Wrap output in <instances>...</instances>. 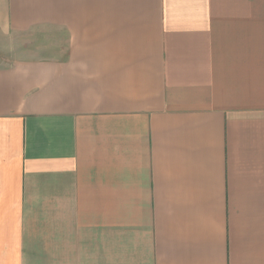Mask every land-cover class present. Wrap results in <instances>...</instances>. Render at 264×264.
<instances>
[{
    "label": "crops",
    "instance_id": "obj_1",
    "mask_svg": "<svg viewBox=\"0 0 264 264\" xmlns=\"http://www.w3.org/2000/svg\"><path fill=\"white\" fill-rule=\"evenodd\" d=\"M65 51L0 62V264H264V0H0Z\"/></svg>",
    "mask_w": 264,
    "mask_h": 264
},
{
    "label": "rangeland",
    "instance_id": "obj_2",
    "mask_svg": "<svg viewBox=\"0 0 264 264\" xmlns=\"http://www.w3.org/2000/svg\"><path fill=\"white\" fill-rule=\"evenodd\" d=\"M39 17L41 24L25 32L6 34L0 30V62L9 63L15 59L51 57L53 53L65 51L66 33L53 27L50 14Z\"/></svg>",
    "mask_w": 264,
    "mask_h": 264
}]
</instances>
